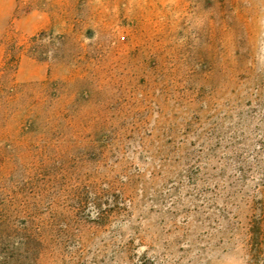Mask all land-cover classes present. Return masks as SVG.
Returning <instances> with one entry per match:
<instances>
[{
	"label": "rangeland",
	"instance_id": "1",
	"mask_svg": "<svg viewBox=\"0 0 264 264\" xmlns=\"http://www.w3.org/2000/svg\"><path fill=\"white\" fill-rule=\"evenodd\" d=\"M0 264H264V0H0Z\"/></svg>",
	"mask_w": 264,
	"mask_h": 264
}]
</instances>
